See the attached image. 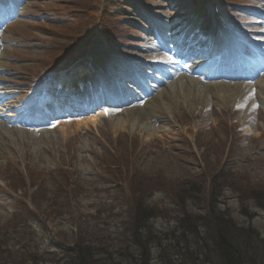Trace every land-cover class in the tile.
I'll return each mask as SVG.
<instances>
[{
    "label": "rangeland",
    "instance_id": "1",
    "mask_svg": "<svg viewBox=\"0 0 264 264\" xmlns=\"http://www.w3.org/2000/svg\"><path fill=\"white\" fill-rule=\"evenodd\" d=\"M204 23L218 29L208 60L226 64V30L241 49L240 70L254 69L253 82L264 80V0H0L4 262L33 250L46 255L39 264H64L65 248L81 243L99 246L91 251L97 258L109 254L103 264H138V252L124 246L141 209L149 218L143 237H149L147 244L157 238L145 263L172 264L178 252L165 255L164 244L185 246L190 234L179 221L207 213L213 190L217 210L264 240V205L250 195L264 193V85L261 97L255 90L253 101L243 106L220 102L210 85L211 99L203 92L199 101L161 98L158 108L140 112L153 128L133 126L127 116L166 85L154 80L164 74L158 62L176 59L174 48H165V37L198 31ZM96 51L102 54L100 65L90 60ZM180 61L181 71L194 66L193 59ZM124 64L137 93L133 101H110L106 84L116 96L130 94L123 87L120 92L113 79L124 75ZM84 70L91 72L84 92L95 103L85 113L79 101L67 110V95L58 105L59 79L76 81ZM208 72L193 76L207 84L212 82ZM143 81L152 92L135 90ZM202 188L206 195L195 198ZM182 258L178 264H217L203 256Z\"/></svg>",
    "mask_w": 264,
    "mask_h": 264
},
{
    "label": "bare ground",
    "instance_id": "2",
    "mask_svg": "<svg viewBox=\"0 0 264 264\" xmlns=\"http://www.w3.org/2000/svg\"><path fill=\"white\" fill-rule=\"evenodd\" d=\"M15 2V0H12ZM11 2V0H10ZM12 7V5H11ZM16 7V6H15ZM9 8V6H8ZM10 11L7 9H3L2 11ZM204 12V11H202ZM206 27L202 30H198L192 33V31L189 32V37L185 38V35L182 33H174L173 36L170 38L165 37L167 41V45L165 47L167 49L174 48L173 54L175 55V61H171L168 63L167 61H160L158 62L161 67H163L164 74L162 73L161 77H155L154 80L159 81L160 83H165L164 88L160 91L161 94H159L157 97H154L152 101L145 104L146 106L141 107H134L129 110H127V116L128 119L133 121V126H139L140 124L142 126H145L146 128H151L153 125L150 121L145 120V117H143L140 112H143L149 107L151 110H155L159 107V99H167L166 103H174L177 102L178 99H182L185 102H189L191 98H195L198 101L201 99V93L203 92L205 97L208 99H211L212 94L209 93V85L212 86L215 90L213 92V95L217 96L220 102H233L237 101L240 102L238 105L243 106L242 104L248 103L249 101H253V95L255 94V90L259 92L258 94L261 97L262 88L260 86L264 85V80L261 82H253V78L255 75L256 70L250 69L249 72L242 71L240 68H242L241 63V49L239 45H236L235 42L233 43V40L230 38V40H227L230 47V52L228 56V60L226 61V64H218V61L215 60H208V55L214 50L215 48V37H216V30L213 28L211 29L210 25L208 23H204ZM207 27H209L210 31H208ZM174 32V31H172ZM227 38H229V34L225 31ZM240 51V52H239ZM97 52L94 53L95 55V65H100L103 62V58L101 57V53L97 55ZM234 53V54H233ZM100 55V56H99ZM161 54H155L156 58H158ZM181 58L185 59H194V66L193 67H187L185 71L180 70V64ZM235 59L233 62L232 60ZM264 60V58H263ZM257 61V60H256ZM123 66V65H122ZM127 64H124L125 70L121 71L124 73L121 77L113 78L116 80L115 87L121 92V87L125 90L128 86L131 88L130 83L128 81L129 76L131 77V73H129V66L127 67ZM160 68V67H159ZM208 68L209 72L208 75L211 76L209 80L212 82L210 83H203L199 78H196L193 76L194 73L199 72L202 69ZM215 69H217L215 71ZM239 69V70H238ZM134 72V71H133ZM162 72V70H161ZM136 72V76H138ZM150 76V74H148ZM219 75V76H218ZM225 75L230 76L232 79L228 81L227 77H224ZM91 73H89V70H84V72L81 74V78L77 79L76 81L70 80L65 78L64 76L59 79V82L57 84V98L61 101H58V105L62 103L64 99H66V96L68 95L69 102L65 104L64 108L69 110L72 108V103L75 105H78L75 98L71 95L73 92V88L77 85L79 87L82 86L83 82L86 78H90ZM120 76V75H118ZM151 77H153L151 75ZM223 78V79H222ZM221 79V80H219ZM108 82V81H107ZM126 83V84H125ZM137 85V84H135ZM141 86L142 88H140ZM112 86L106 84L105 90L108 92V99L110 101H121L126 102L129 100H134L133 96L136 95L137 92L132 91L133 89H130V94H124L118 96L109 93V90ZM82 88V87H81ZM137 88L141 89L142 91L149 88V92H152L151 87L143 82H140L135 90H138ZM196 88H198V94L195 93ZM115 89V88H114ZM116 90V89H115ZM139 91V90H138ZM1 94V93H0ZM36 90L34 89L32 91V95L35 96ZM166 95L163 96V95ZM133 95V96H132ZM5 98H3V102L5 101ZM82 99L79 100L81 102ZM2 102V101H1ZM32 103V101H31ZM95 103V100L90 99L89 97L85 99V104L83 105L84 113L87 108H89L91 105ZM34 104V102L31 104V106ZM4 106H7L5 103ZM23 107H26L23 106ZM28 107V106H27ZM45 107V104L44 106ZM48 109V108H47ZM89 111V110H88ZM86 111V112H88ZM49 112V111H48ZM38 115H41V112H37ZM103 116L106 115L105 112L102 113ZM120 124V123H119ZM122 126H125L122 124ZM153 128V127H152Z\"/></svg>",
    "mask_w": 264,
    "mask_h": 264
},
{
    "label": "trees",
    "instance_id": "3",
    "mask_svg": "<svg viewBox=\"0 0 264 264\" xmlns=\"http://www.w3.org/2000/svg\"><path fill=\"white\" fill-rule=\"evenodd\" d=\"M195 192L193 195L195 198H201V195H206L207 193L205 188L198 189ZM250 195L264 205V193L254 190L250 192ZM209 197L207 213L200 216H195L192 213L191 217L185 216L183 220L179 221L180 227H186L190 234L187 241H185V246L183 247L175 241L164 244L163 253L165 255L172 250L178 252L179 259H170L172 264H178L180 260L184 261L182 260V255L186 259L187 257L190 259L203 256L204 261L206 260L207 263L209 260H215L217 264H264V240L260 237L256 238L255 235L257 233L253 229L238 224L233 218L230 216L226 217L221 213V210H217V194L215 190L210 192ZM178 204L182 206L184 203L178 202ZM185 206L186 204H184ZM143 214L141 209L136 213L137 217L131 223L135 229L128 234L127 239H130V242H127L128 245L124 246V249L132 247L134 253L138 252V264H150L149 261L145 263V255L147 252L150 253L151 244H157V238H152L151 244H147L149 237L146 239L143 237V226L147 225L145 220L149 218L147 217L148 214L145 217H143ZM189 242L192 245H188ZM202 243L204 249L199 250L202 249ZM97 247L99 246L94 244L82 245L81 243H75L71 247H66L63 253L61 252L64 255L61 259H65L64 264H103L102 261L108 260L110 255L97 258V253L94 252L93 254L91 252L92 248L97 249ZM120 248L123 247L120 246ZM134 253L131 254L133 258L135 257ZM45 256L43 253L29 250L21 258L10 262L11 264H39V262L45 260ZM0 263H6L1 255Z\"/></svg>",
    "mask_w": 264,
    "mask_h": 264
}]
</instances>
